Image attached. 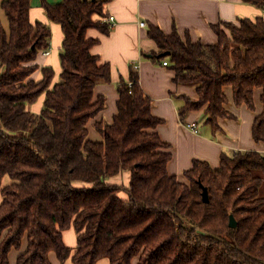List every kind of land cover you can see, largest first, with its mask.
<instances>
[{"label": "trees", "instance_id": "1", "mask_svg": "<svg viewBox=\"0 0 264 264\" xmlns=\"http://www.w3.org/2000/svg\"><path fill=\"white\" fill-rule=\"evenodd\" d=\"M30 1L0 5L8 22L6 31L0 21V264H9L10 251L24 238L16 264H51V252L60 264H264L263 154H221L217 169L195 160L184 182L170 176L169 145L155 132L162 121L151 115L132 67L128 80L116 85L112 123L94 125L102 141H90L87 124L106 106L103 96L94 99V89L110 84L111 72L91 54L99 42L87 32L110 34L103 12L109 0H42L48 21L63 34L57 83L48 67L40 81L32 79L38 55L50 48L51 29L31 23ZM241 2L264 13V0ZM212 30L217 43L205 45L180 36L175 25L165 35L149 24L147 38L157 53L148 54L167 60L174 85L196 87L197 100L185 98L180 117L206 106L205 124L214 130L220 118H232L225 87L234 105L248 110L260 91L262 113L251 137L264 144V18L221 22ZM42 97L41 111L31 112ZM123 173L127 186L109 182ZM69 230L77 235L73 250L63 242Z\"/></svg>", "mask_w": 264, "mask_h": 264}, {"label": "crops", "instance_id": "2", "mask_svg": "<svg viewBox=\"0 0 264 264\" xmlns=\"http://www.w3.org/2000/svg\"><path fill=\"white\" fill-rule=\"evenodd\" d=\"M49 5L59 4L62 0H45ZM2 0H0V5ZM103 12L114 19L111 32L103 36L95 30H89L87 37L98 40L99 44L91 49V54L100 57L102 63H107L111 72V83L95 86L94 99L104 97L105 109L94 120L87 124L88 139L92 142H101L102 137L95 131L94 125L98 122L111 124L116 115L118 99L117 83L129 78V69L134 65L138 72L139 86L151 100V115L162 121L155 132L161 142L169 145L167 152L170 161L167 164V173L180 182H184V172L190 170L193 161L206 162L212 169L219 168L221 154L231 155L241 152H264V144H257L251 137L254 119L262 113L260 91L255 90L253 110L245 106L234 105L232 92L229 87L223 89L227 102L225 110L232 118L218 120V130L205 124L204 111H191L180 117L178 109L185 98L197 100L195 86L174 85V73L169 67H164L160 61H153L149 52L157 53L155 44L147 38V27H159L165 35H170L173 25L180 36L188 33L193 42L200 41L205 45L217 43L212 26L219 23L237 24V19H255L263 17L264 13L241 0H109L105 3ZM30 21L32 24L42 22L51 29L50 54L37 57L39 69L32 79L40 81L42 67H48L55 73L53 83L60 79V58L62 51L63 34L59 25L48 21L42 9V0L30 1ZM0 21L8 31V22L0 10ZM143 24L144 27L140 25ZM167 61V60H166ZM35 77V79L33 78ZM43 97L36 104L28 107L39 113L42 109ZM34 113V112H33ZM182 118V119H181ZM188 126H194L196 133ZM129 175L120 174L110 179L111 184L128 185ZM1 202V197H0ZM64 245L73 250L76 247L77 235L72 230L62 233ZM27 239L24 238L19 250H11L9 264H16L17 258L24 253ZM51 264H60L55 253H49ZM64 264H71L70 261ZM96 264H108L107 260H99ZM134 264H136L134 262Z\"/></svg>", "mask_w": 264, "mask_h": 264}, {"label": "water", "instance_id": "3", "mask_svg": "<svg viewBox=\"0 0 264 264\" xmlns=\"http://www.w3.org/2000/svg\"><path fill=\"white\" fill-rule=\"evenodd\" d=\"M147 56L151 58L150 55H147ZM165 56H168V54L164 53V54H161L159 57H165ZM201 201L205 204H208V192H207V189L203 187H202V193H201ZM235 227H236V223L234 221V218L230 217L229 228H235Z\"/></svg>", "mask_w": 264, "mask_h": 264}, {"label": "built area", "instance_id": "4", "mask_svg": "<svg viewBox=\"0 0 264 264\" xmlns=\"http://www.w3.org/2000/svg\"><path fill=\"white\" fill-rule=\"evenodd\" d=\"M113 21H114V19H113L112 17H109V18L106 20V23H107L108 25H110V27H111ZM140 26H141V27H144L143 24H141ZM49 54H50V50H49V49H47L46 51L42 52V55H43V56H48ZM162 65H163L164 67H166V66H167V62L164 61V62L162 63ZM132 66H133L134 69H136L134 65H132ZM188 128L193 129V131H194L195 133L197 132L196 129L194 128V126H191V127L188 126ZM262 154H263V156H264V152H263Z\"/></svg>", "mask_w": 264, "mask_h": 264}, {"label": "rangeland", "instance_id": "5", "mask_svg": "<svg viewBox=\"0 0 264 264\" xmlns=\"http://www.w3.org/2000/svg\"><path fill=\"white\" fill-rule=\"evenodd\" d=\"M222 28V30L224 31V33L227 35V36H229V32H228V30L224 27V26H222L221 27ZM34 79H35V77H33ZM31 111V110H30ZM31 112H34V113H36L35 111H31Z\"/></svg>", "mask_w": 264, "mask_h": 264}]
</instances>
